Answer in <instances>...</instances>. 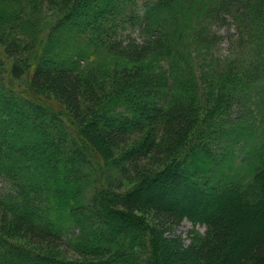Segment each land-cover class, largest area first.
<instances>
[{
	"label": "trees",
	"instance_id": "1",
	"mask_svg": "<svg viewBox=\"0 0 264 264\" xmlns=\"http://www.w3.org/2000/svg\"><path fill=\"white\" fill-rule=\"evenodd\" d=\"M58 1L69 3L73 0ZM106 1L103 4L95 2L96 8L89 6L94 16L107 15L112 22L119 19L124 23L136 19L144 39L139 44L130 41L123 46L118 42L107 48L109 54L115 52L120 57L118 66L96 73L87 66L84 72L78 67L41 68L38 65L36 75L31 76L24 89H19L22 84H18V91L11 89L18 76L15 67H11L7 71L10 90L6 89L7 84L4 88L0 83V92L10 95V104L35 112L48 111L53 123H61L65 130L68 128L75 133L74 149L80 145L85 152L89 151L101 170L99 158L111 159L119 165L131 164L135 183L124 189L126 184L122 182L115 189L102 179L104 187L98 189L93 202V214L104 221L92 232L98 248L83 251L75 239L77 250H82L76 251V259L41 253L54 254L62 242L56 228L58 222L54 224L53 219L49 222V214L43 213L54 203L38 185L45 183L49 189L47 172L43 177L35 174L38 166L53 161L43 162L34 155L35 149L44 152L45 148L42 144L36 148L37 139L27 133L33 128L29 127L26 116L13 114L10 108L0 106V151L10 144H16L20 151L0 153V174L8 186L6 191L0 192V224L3 225L0 230L4 234L16 233L39 250L0 234V264H264V142L247 152L253 161L248 163L250 169L244 175H233L232 179L229 175L213 180L204 173L206 168L199 174L190 172L191 175L182 169L187 146L197 136L193 132L198 122V106L196 92L190 88L180 67L185 37L190 38L191 30L195 33L203 30L196 25L198 11L209 17L229 13L248 31L264 30V0H151L141 14L135 0ZM7 15L5 10H0V28ZM41 50L37 46V54ZM149 54L166 57V67L171 72L148 62ZM241 72V77L229 74L228 83L231 81V84L226 89L229 106L235 99L233 93L238 89L237 84L241 85L242 93L254 80L251 75L256 76L254 70ZM45 90L55 99L44 96ZM211 92L213 86H209ZM161 95L165 99L157 101ZM101 99L103 105L97 108L99 110L91 113L90 120H84L81 107ZM87 110L85 108V112ZM110 111L114 113L109 114ZM80 116L84 117L81 121L78 120ZM82 123H85L83 127ZM39 124L46 133L55 132L47 128L45 122V126ZM237 138L254 141L255 134L241 132ZM209 145L207 142L206 146ZM100 148L107 150L108 155L105 156ZM217 153H214L217 160L230 161V153ZM78 155L84 161L83 155ZM59 157L60 154L56 156ZM64 157L70 163L72 157L68 154ZM168 157L173 159L157 169L159 158ZM51 158H55V154ZM28 160H32L30 166ZM102 174L103 171L100 176ZM178 193L179 200L175 198ZM139 211L149 212L162 227L176 226L184 219L191 224H203L206 234L187 245L177 240L166 241L159 233L160 238L150 234L147 238L150 254L148 259H143L148 253L145 250L148 228L136 217Z\"/></svg>",
	"mask_w": 264,
	"mask_h": 264
},
{
	"label": "rangeland",
	"instance_id": "2",
	"mask_svg": "<svg viewBox=\"0 0 264 264\" xmlns=\"http://www.w3.org/2000/svg\"><path fill=\"white\" fill-rule=\"evenodd\" d=\"M118 1L111 0V3ZM150 1L135 0L139 14ZM95 2L107 3L106 0H73L69 3L58 0H0V10H5L8 14L0 28V83L4 88L7 84L6 89L10 90L8 84L11 81L8 80L7 71L11 67H15V73L18 74L11 89L18 91V84H22L19 89H24L31 76L36 75L38 65L41 68L78 67L77 69H82L84 72L88 68L100 73L106 67L111 68L121 63L120 57L115 55V52L109 54L107 48L114 47V43L118 42L126 46L130 41L138 44L144 41L137 24L138 20L124 23L119 19L112 22L107 15H103L107 20L102 19L105 18L103 16L96 18L95 12L89 9V6L91 9L96 8ZM198 12L200 15L195 18L196 25L203 27V30L200 33L191 30L190 38L185 37L183 41L185 47L182 48L183 58H180L182 73L189 81L192 91L196 92L194 95L198 106V122L193 132H196L197 136L189 144L190 146H187L188 150L182 159V169L188 174L190 172L199 174L206 168L204 173L213 180L217 181L220 177L227 178L229 175L232 179L233 175L239 176L241 173L244 175L248 168L250 169L248 163L253 161L247 152L251 147H258L264 142V30L248 31L241 23L233 20L229 13L221 12L217 17H209L203 11ZM241 27L244 29L241 30ZM37 46L42 48L39 54H37ZM148 62L157 68L163 67L164 70L167 68V58L159 57L158 54L156 56L149 54ZM243 70H254L256 76L251 75L254 80L242 93L241 85L237 84L238 89L233 93L235 99L229 106L227 103L229 95L226 92L231 84V81L228 83L229 74L235 73L241 77ZM209 86H213L211 93ZM42 94L52 100L55 99L46 90ZM239 94H243V98L239 97ZM8 97L10 98L9 94L3 95L0 92V106L10 108L13 114L26 116L29 127L33 128V133L30 130L27 133L37 139L36 148L41 144L45 148L44 152H39L32 146L35 149L34 155L43 162L53 161L48 162L47 165L43 164V167L38 166L40 169L37 168L35 174L43 177L47 172V179L51 183L49 189L45 187V183L40 182L41 184L38 185L45 190L47 196L53 198L54 203H51L53 207L45 209L43 213L49 214V222L52 219L54 224L58 222L56 228L62 236L63 243H60V249L54 254L40 252L63 259H76L78 258L76 251L82 250H77L73 243L75 239L79 243L78 247H83V251H93L92 249L98 248L99 245L93 239L92 232L104 224L100 217L93 214L95 195L98 189L104 187L101 181L103 179L108 186H113L115 189L125 182L123 188H130L135 183L134 180L132 181L134 174L131 164L119 165L111 159L101 160L98 157V162L102 164L101 170L89 151L85 152L83 147L80 145L78 147L76 144L74 149V138L77 141L75 133L68 128L65 130L61 123H53L46 113L48 111L35 112L18 104H10ZM162 99H165V96L156 98L157 101ZM102 105L103 99L100 102L84 104L80 114L85 118L80 116L78 120L81 121L82 118L90 120L91 113L98 111L97 108ZM85 108H88L87 112ZM224 108L228 109L224 111ZM112 113L114 112L110 111L109 114ZM44 122L47 128L54 129L53 134L46 133L45 129L41 128L42 125L39 123ZM84 125L85 123H82V127ZM241 132H254V141L237 138L238 133ZM243 141L246 142L245 145ZM207 142L210 144L208 147ZM100 149L105 156L108 155L107 150ZM13 150L20 152L16 144H10L0 153L3 155ZM217 152L221 155L230 153V161L217 160L214 154ZM77 153L83 155L84 161ZM53 154L55 158H51ZM59 154L60 157L56 158ZM67 154L72 157L70 163L64 157ZM172 159L173 157L159 158L156 168H163ZM72 160L74 161L71 162ZM28 161L27 165L30 166L32 160ZM102 171L103 174L100 176ZM7 188V183L0 174V192L6 191ZM179 197L181 198V195L178 193L175 198L179 200ZM0 213L2 215V212ZM136 217L149 232L145 237L146 243L144 242L148 253H145L143 259H148L150 254L151 248L147 240L150 234H155L158 238L161 234V238L166 241L177 240L181 245H187L193 239L202 238L206 234V227L203 224H191L186 219L176 226L162 227L147 211L136 212ZM2 226L0 224V228ZM0 234L39 252L38 248L28 244L16 233L4 234L0 230Z\"/></svg>",
	"mask_w": 264,
	"mask_h": 264
}]
</instances>
